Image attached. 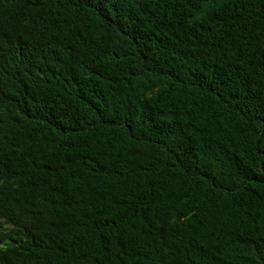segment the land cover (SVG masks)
Listing matches in <instances>:
<instances>
[{
    "label": "trees",
    "instance_id": "obj_1",
    "mask_svg": "<svg viewBox=\"0 0 264 264\" xmlns=\"http://www.w3.org/2000/svg\"><path fill=\"white\" fill-rule=\"evenodd\" d=\"M0 264H264V0H0Z\"/></svg>",
    "mask_w": 264,
    "mask_h": 264
}]
</instances>
